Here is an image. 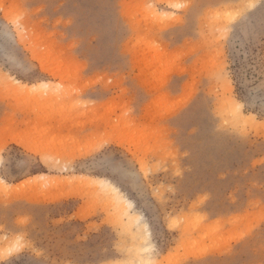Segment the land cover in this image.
<instances>
[{"label": "rangeland", "instance_id": "rangeland-1", "mask_svg": "<svg viewBox=\"0 0 264 264\" xmlns=\"http://www.w3.org/2000/svg\"><path fill=\"white\" fill-rule=\"evenodd\" d=\"M175 2L189 5L185 30L171 31L175 22L165 19ZM251 3L0 0V74L48 82L20 94L0 81V143L15 134L41 150L7 143L2 178L101 176L133 200L131 212L147 224L128 229L101 188L45 180L21 187L18 198L0 188V250L30 245L16 258L26 264L124 261L138 252V227L150 231L142 245L153 246L151 264H174L197 249L205 254L182 264H264V128L239 121L226 103L232 95L264 121V0L237 16ZM100 139L122 169L118 181L86 164L64 169L41 159L72 160ZM70 189L75 196L47 197ZM182 233L190 244L178 247Z\"/></svg>", "mask_w": 264, "mask_h": 264}, {"label": "bare ground", "instance_id": "bare-ground-1", "mask_svg": "<svg viewBox=\"0 0 264 264\" xmlns=\"http://www.w3.org/2000/svg\"><path fill=\"white\" fill-rule=\"evenodd\" d=\"M251 2H252L251 5H255L257 3V0H251ZM18 35L21 37L22 33H18ZM38 58H39V56H38ZM41 68L43 70L51 73L52 68L47 66L45 63H42V67ZM1 80H4L6 82V84L10 88L16 90L17 93H20V94L35 92V91H37L39 86L48 84L47 81H40V82L30 83L29 84V83H26V82H22V81H20L18 79H15L12 76H9L8 74L6 75L5 73L4 74L3 73L0 74V81ZM226 89H228L229 92L232 91V85L229 82L226 83ZM226 103L229 104V107H230L229 109L232 111V113L234 114L235 118L238 119L239 121H244V122H246L248 124L250 123V125H252L254 127H260L262 124H264V121L256 119L253 113H245L242 110L241 101L238 100L237 98H235L234 96L230 95L227 98ZM234 105H240L241 106L239 108L238 112L234 111ZM2 128L3 127H1L0 130H2ZM4 128H6V127H4ZM26 140L25 139L23 140L20 136L18 137L17 135L13 134V135H10L8 137H5V141L3 143L12 142L14 144H18V145H21V146L23 145L24 147H26L25 145L28 142V140L27 141ZM28 148L31 149L29 152H32L34 154H37V153L40 154L41 153V150L38 149L35 146L31 145L30 147H26V149H28ZM88 153H90V151H88V150H86L84 152H81L76 157H73L72 160H74L75 158L83 157V156L87 155ZM42 155H41V157H42ZM0 178H2V177H0ZM73 179H75V183L77 185L89 186V187H94V188L98 187V188H101L103 192L105 191V192L109 193L112 196V201L114 202V205L116 206L117 212L120 213V214H124V217L126 218V223H128V226H127L128 229H130L129 227H131L132 224H136V225L142 224L144 227H147L146 222L142 221L143 216L141 214H137V213L135 214L134 212H131V210H133V208H134L133 200H131L130 198H127L126 196H124L123 192H121L119 190V188H117V186L114 185L112 182H110L108 179H106L104 177H101V176H90V175H87V174H84V173H81V174H78V175L76 174V176ZM45 180H47V181H45ZM72 180H71V178L66 177V176L59 177V176H56V175H48L46 172H40V173H36V174H34V175L30 176V177H27L26 179L21 180L19 183H16V184H12V183H9V182L4 180V185L0 186V188L4 189V190L6 189L7 193H8V191H10V193H12L10 195V197L13 196L15 198H18V197H20L21 193L24 192V190L22 191V189L20 190V188L21 187L23 188V186H25V185L37 184L38 182H40L39 184H42L41 183L42 181H45L46 184L48 182L50 184H57L58 185L60 182L62 183L64 181H66L68 183V181H69V183H70V181L72 182ZM73 190H74V192H77L79 194L78 196H82L81 195L82 193L80 191H75V189H73ZM70 191H71V189H70ZM74 192L73 191H71V192H69V191L60 192V193L51 194V195H49L47 197L49 198V200L53 201V200H58L60 198H67V197L75 196ZM32 195L30 196L31 198H33ZM26 197H27V195H26ZM29 200H31V199H29ZM40 201H42V200H40ZM121 203H124V204H121ZM134 214L137 215V216H134ZM139 229L140 228L137 227L136 232H135L136 238H138V240L140 239V242H139L140 247H138V249H137L138 252H136V255H133L134 257L132 256L133 258L129 257V258L124 260L126 262H130V264H133L134 262H137L139 264L142 261L143 262H147V261L152 262L155 259V257L152 255L153 246L148 244V243L142 245L144 243L143 241H145L146 238L149 239L148 235H149L150 231H148V229H147V231H145L143 233V235H142ZM141 230H143V229H141ZM144 234H145V236L146 235L147 236L144 237ZM240 238H242V236H240L237 240H239ZM187 244L189 245L190 241L186 237V234L182 233L180 241H179V244H178V247L179 246H185ZM8 248H10L9 245L7 246V248H5V249L3 248V249L6 252V250ZM206 251L208 252V250H206ZM145 254H146V256L141 257L142 255H145ZM204 254H205V251L204 250L201 251V249H197V250L192 251V252H187L182 257L181 261L179 260V261L175 262L174 264H178V262L185 261V260H187L190 257H200V256H202Z\"/></svg>", "mask_w": 264, "mask_h": 264}, {"label": "snow or ice", "instance_id": "snow-or-ice-1", "mask_svg": "<svg viewBox=\"0 0 264 264\" xmlns=\"http://www.w3.org/2000/svg\"><path fill=\"white\" fill-rule=\"evenodd\" d=\"M145 7L149 10H151L154 6L149 4L145 5ZM189 7L188 4L175 2V3H169L167 5V8L169 10H175L170 11L169 14L165 16V19H169L174 21V25L170 29L171 31H177V30H185L188 27V18L187 14L183 12L182 10L187 9ZM252 7V5H247L243 8L242 11L237 13V16L240 18H244L247 8ZM236 17H233L232 19H235ZM231 29L226 25L222 30V36L221 39L223 41V44H221V55L223 54L222 49L226 47L228 40L230 39V36L228 35V32ZM262 42H264V33H262L261 36ZM223 68L220 69V71L217 74V79H223ZM261 96H260V107L261 111L264 112V85H262L261 88ZM241 106L240 105H234V111L239 110ZM262 128H264V124L261 125ZM108 144V141L104 139H100L98 143L96 144L95 149L89 154L88 157H86L84 160L76 161V160H50L46 156H42L41 159L45 164H47L49 167H59L63 165L65 169H67L69 166H75L76 164H86L90 169H100L105 170L107 172L111 173L112 180L118 181L122 179V169L116 166L112 160V156L109 152V148L106 146ZM23 146V145H22ZM7 150V143H0V153H3ZM30 151L31 149H26ZM0 164H3V160L0 159ZM7 171L4 170L0 172V177L6 176ZM4 185V179L0 178V186ZM206 198V197H204ZM200 218L197 217L196 220L198 221ZM19 223H24L23 220L19 221ZM178 223V221H173V225L175 226ZM147 231V229H145ZM30 245H21L17 244L16 246L10 247L6 250H0V261H4V264H26L23 260L16 259L17 257H20L24 254L25 250H30ZM38 254V253H37ZM5 256L10 257L11 259L5 260ZM102 264H130V262L126 261H104ZM141 264H151V262H141ZM178 264H182V262H178Z\"/></svg>", "mask_w": 264, "mask_h": 264}]
</instances>
